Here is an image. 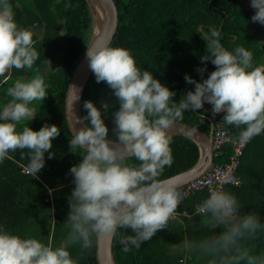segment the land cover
I'll use <instances>...</instances> for the list:
<instances>
[{"label":"clouds","instance_id":"clouds-1","mask_svg":"<svg viewBox=\"0 0 264 264\" xmlns=\"http://www.w3.org/2000/svg\"><path fill=\"white\" fill-rule=\"evenodd\" d=\"M250 6L256 9L251 20L264 25V0H250ZM200 36L206 41L200 60H210L215 69L202 80L185 74L194 90L185 91L178 101L173 99L175 90L138 66L129 49L87 45L85 55L96 82H105L119 105L111 113L112 135L104 120L112 106L85 100L86 115L76 117L82 126L73 127L69 140L70 151L82 159L69 168L74 187L64 239L54 246L50 239L45 243L23 237L0 225V264H77L70 246L87 250L112 237L119 238L121 251L127 253L180 222L177 208L187 193L160 177L173 163L170 129L186 110L202 109L208 102L213 116L223 112V122L240 129L241 144L264 132V64H254L252 51L244 46L225 48L215 28L201 30ZM33 44V32L18 25L10 0H0V84L12 69L33 68L39 56ZM205 69L197 71L203 74ZM48 88L40 75L18 78L5 89L7 102L0 103V163L11 159L10 153L27 150L24 170L32 177L44 166L45 153L54 155L49 150L60 134L56 124L37 130L22 123L36 116L33 101L44 100ZM200 115L203 121L204 112ZM241 207L235 194L210 190L193 213L203 218L210 234L183 238L180 250L206 264H264V251H254L250 243L264 234V221L255 212L241 214Z\"/></svg>","mask_w":264,"mask_h":264},{"label":"trees","instance_id":"trees-1","mask_svg":"<svg viewBox=\"0 0 264 264\" xmlns=\"http://www.w3.org/2000/svg\"><path fill=\"white\" fill-rule=\"evenodd\" d=\"M118 8L119 24L111 46L129 49L138 66L148 69L162 83L175 90L174 100H179L194 84L185 81V74L202 80L215 69L211 61H201L206 41L201 30L215 28L221 43L232 49L244 46L253 53L254 64H264V25L251 27L253 7L245 0H114ZM14 18L19 26L33 32V46L39 56L32 69H12L6 74V82L0 84V103L9 99L5 89L15 79L28 80L36 75L45 78L48 94L41 101H33L35 117L28 124L39 129L44 124H56L60 134L52 141V158L45 153V164L37 177L25 174L19 163L27 164V150L10 153L11 159L0 163V225L23 237H34L53 245H59L68 229L64 224L69 211L68 196L74 187L69 168L82 156L70 151L72 135L65 116V97L70 79L82 58L92 34V14L86 0H10ZM227 15V17H226ZM203 25L202 29L200 26ZM206 69L201 74L198 67ZM105 82H96L91 75L83 94L97 106L101 101L110 104L104 115L112 135L111 113L118 104ZM205 119L201 121L200 113ZM221 121L223 112L212 115L211 109L186 110L183 122L198 126L208 132L207 116ZM238 134V128L230 125ZM173 155L171 167H166L160 179L190 168L199 158L197 144L188 137L174 136L170 145ZM230 150H225L221 160ZM242 185L227 191L236 195L241 203V214L255 212L264 221V132L254 136L248 143L239 169ZM193 194L186 200L189 208L196 198ZM180 222L170 223L159 230L150 240L127 253L121 251L118 237H114L113 252L117 264H206L196 255L180 250L183 238L199 239L210 234L203 218L179 217ZM118 232L130 234L128 229ZM97 243V242H96ZM96 243L91 249L81 250L79 245L69 251L77 264H98ZM254 251H264V234L250 242Z\"/></svg>","mask_w":264,"mask_h":264},{"label":"water","instance_id":"water-1","mask_svg":"<svg viewBox=\"0 0 264 264\" xmlns=\"http://www.w3.org/2000/svg\"><path fill=\"white\" fill-rule=\"evenodd\" d=\"M86 1L92 14V34L88 46H99L104 44L111 45L119 24V13L115 1ZM202 27L203 25L200 26L201 29ZM85 52L70 79L65 97V116L71 133H73V127L79 128L82 126L81 123L77 122L76 117H83V94L85 87L93 74L88 66ZM77 96L78 98L76 99ZM195 111H197V109ZM207 118L210 121V129L208 132L200 129L196 125L183 121L178 122L172 129H170L172 137L181 135L193 140L199 148V158L190 168L162 180L174 182L179 186H182L197 176L205 173L212 166L214 160L212 138L215 128V120L211 116H207ZM113 242L114 237L102 238L97 241L96 260L98 264H117L113 252Z\"/></svg>","mask_w":264,"mask_h":264},{"label":"built area","instance_id":"built-area-1","mask_svg":"<svg viewBox=\"0 0 264 264\" xmlns=\"http://www.w3.org/2000/svg\"><path fill=\"white\" fill-rule=\"evenodd\" d=\"M249 142L241 144L237 139V134L232 129L230 124L215 120V128L212 138L213 145V164L203 174L197 176L193 180L180 186L181 190L187 193L186 198L181 202L177 208L179 217L185 216L192 218L195 206L206 198L210 190L227 191L230 188H237L241 186L242 180L239 176V169L242 162V157ZM229 149L228 155L221 160L225 150ZM22 172L27 173L24 169L25 164L19 163ZM35 177L38 178V175ZM204 194L200 198H196L193 202V207L189 208L186 200L193 194Z\"/></svg>","mask_w":264,"mask_h":264},{"label":"rangeland","instance_id":"rangeland-1","mask_svg":"<svg viewBox=\"0 0 264 264\" xmlns=\"http://www.w3.org/2000/svg\"><path fill=\"white\" fill-rule=\"evenodd\" d=\"M245 2L248 4L249 2H248V0H245ZM256 11V9H253V14H254V12ZM258 23L259 22H255V21H253L252 22V25H251V27H256L257 25H258ZM204 107L206 108V110H209L210 111V109H211V105L208 103V102H205L204 103ZM242 163V162H241ZM242 185V184H241ZM240 187V186H239Z\"/></svg>","mask_w":264,"mask_h":264}]
</instances>
